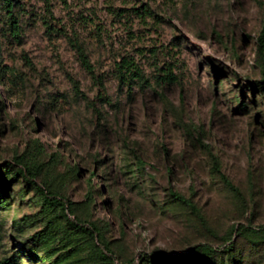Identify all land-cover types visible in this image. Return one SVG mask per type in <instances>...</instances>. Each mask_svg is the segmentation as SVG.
<instances>
[{"label":"rangeland","instance_id":"rangeland-1","mask_svg":"<svg viewBox=\"0 0 264 264\" xmlns=\"http://www.w3.org/2000/svg\"><path fill=\"white\" fill-rule=\"evenodd\" d=\"M9 1L0 264H264V0Z\"/></svg>","mask_w":264,"mask_h":264},{"label":"trees","instance_id":"trees-1","mask_svg":"<svg viewBox=\"0 0 264 264\" xmlns=\"http://www.w3.org/2000/svg\"><path fill=\"white\" fill-rule=\"evenodd\" d=\"M4 9H5V14L7 15L8 17V20H9V23H10V30L13 32V33H16L17 31V27H16V23L14 21V18L12 16V12H11V4H10V1L9 0H4ZM257 53L262 55L264 53V28L261 30L260 32V35L258 37V48H257ZM83 64L84 66L86 67V69H89V66H88V63L83 60ZM117 74H118V79L123 83L125 81L128 80L129 77H137V70L135 67H133L132 63H130L129 61L127 60H124L122 59L118 64H117ZM262 76H263V79H264V66L262 67ZM166 81L168 82H172L173 81V78L172 77H167L166 78ZM10 166L7 165V166H4V169L7 171H10ZM216 170H217V167L215 166ZM21 173V172H20ZM221 177V176H220ZM169 197L176 201V202H179L180 204H184V205H189L188 201L185 200L184 198L176 195V194H173V193H170L169 194ZM42 199L43 201L46 203V204H51V205H56L58 204L62 211L65 210L64 208V205L58 203L54 197H49L47 194L42 196ZM68 221V220H67ZM77 221V220H75ZM70 227H73V228H78L79 224L77 223H72L70 221H68L67 223ZM84 233L88 234L91 238H92V233L93 232H89L88 230H84ZM196 250H199V253L200 254H206L210 251L209 248L203 246L201 247L200 249L196 248ZM100 256L103 257V259L105 260H112V257L110 254L107 253V250L104 249V252L100 251ZM142 257H139V262H141V259ZM199 259H196V258H192V257H184V256H175V257H170V256H162L158 262L159 264H198L199 263ZM149 264H153V260H147L146 263ZM132 263V262H130Z\"/></svg>","mask_w":264,"mask_h":264}]
</instances>
